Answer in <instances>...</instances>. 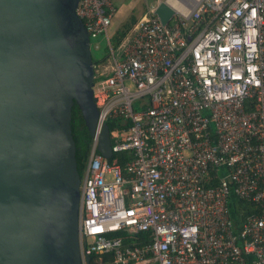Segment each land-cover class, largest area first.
<instances>
[{
	"label": "built area",
	"instance_id": "2783aa9c",
	"mask_svg": "<svg viewBox=\"0 0 264 264\" xmlns=\"http://www.w3.org/2000/svg\"><path fill=\"white\" fill-rule=\"evenodd\" d=\"M75 11L111 61L94 76L95 133L116 121L112 151L130 156L110 161L92 137L82 264H264V0H157L116 43L113 0ZM231 194L246 207L239 228Z\"/></svg>",
	"mask_w": 264,
	"mask_h": 264
},
{
	"label": "water",
	"instance_id": "95a60500",
	"mask_svg": "<svg viewBox=\"0 0 264 264\" xmlns=\"http://www.w3.org/2000/svg\"><path fill=\"white\" fill-rule=\"evenodd\" d=\"M77 4L0 0V264H82L74 103L97 151H113L108 125L95 133V68ZM173 13L165 2L155 9L163 24Z\"/></svg>",
	"mask_w": 264,
	"mask_h": 264
},
{
	"label": "trees",
	"instance_id": "16d2710c",
	"mask_svg": "<svg viewBox=\"0 0 264 264\" xmlns=\"http://www.w3.org/2000/svg\"><path fill=\"white\" fill-rule=\"evenodd\" d=\"M136 20H137L136 18L132 17L129 21L123 23L122 26L117 29L113 37L115 43L118 42L125 35V33L132 27V25L136 22ZM92 60L93 63L97 65L96 64L97 62H95L94 59ZM115 122L116 121L108 120L107 125L110 132L112 131L113 124ZM70 126L76 147L75 157L77 162V171L82 180L84 175V169L91 149L92 137L88 132L84 119L76 103H74L71 108ZM129 158L130 156L127 152H113V155L109 160L110 161L115 160L120 164H124ZM228 207L233 224L237 228H239L246 214V211H244V213H240L241 209L244 210L246 209L245 204H243L234 194H231L228 199Z\"/></svg>",
	"mask_w": 264,
	"mask_h": 264
},
{
	"label": "rangeland",
	"instance_id": "374dc122",
	"mask_svg": "<svg viewBox=\"0 0 264 264\" xmlns=\"http://www.w3.org/2000/svg\"><path fill=\"white\" fill-rule=\"evenodd\" d=\"M156 1L157 0H113V4L116 7V13L108 28L109 35L111 37L114 36L117 29L132 17L136 19L140 18L145 12L147 4H155ZM115 48L116 51H118L117 47ZM90 49L92 59L97 62L95 77L101 76L99 74H102V76L107 75L111 61L108 56V46L105 35H100L96 39H92L90 42Z\"/></svg>",
	"mask_w": 264,
	"mask_h": 264
}]
</instances>
